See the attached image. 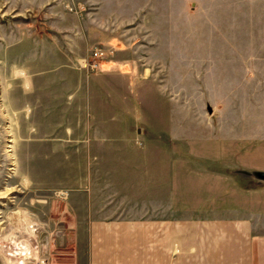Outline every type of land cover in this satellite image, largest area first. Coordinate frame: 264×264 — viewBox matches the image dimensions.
<instances>
[{
  "label": "crops",
  "instance_id": "obj_1",
  "mask_svg": "<svg viewBox=\"0 0 264 264\" xmlns=\"http://www.w3.org/2000/svg\"><path fill=\"white\" fill-rule=\"evenodd\" d=\"M152 1H9L11 9L17 6L18 12L27 14L29 8L32 12L29 18L19 16L16 25L19 56L25 58L26 71L38 80L35 115L43 121H68L55 129L52 125L56 132L39 135L104 140L122 136L131 138L130 148L139 147L142 136L178 140V144L154 145L163 154V174L146 182L145 204L132 201V209L126 210L121 199L119 207L100 209L98 220L84 225L93 241L90 260L96 264H264V118L252 139L245 129L251 119L235 114L225 144L216 145L210 156L201 159L188 156L195 152L181 131L185 112L179 109L174 120L178 133H174L169 108L158 113L154 78L146 75L154 72V65L157 72L165 71V61L152 58L172 54L165 48V36H156L152 29L171 23L170 1ZM80 4L87 10L79 12ZM234 4L232 0L229 7ZM181 5L179 12L187 8ZM9 47L4 38V57L11 56ZM93 50H98V67L87 73L83 63ZM95 119L100 125L93 131L88 123ZM187 167L194 171L188 172ZM110 198L101 195V202Z\"/></svg>",
  "mask_w": 264,
  "mask_h": 264
},
{
  "label": "rangeland",
  "instance_id": "obj_2",
  "mask_svg": "<svg viewBox=\"0 0 264 264\" xmlns=\"http://www.w3.org/2000/svg\"><path fill=\"white\" fill-rule=\"evenodd\" d=\"M9 1L0 0V264H96L84 225L98 220L100 209L120 206L121 199L126 210L132 201L145 204L146 182L163 174V154L154 145L178 140L142 136L139 147L130 148L129 137L39 135L68 121L35 115L38 80L19 56L16 25L19 16L29 18L32 12L11 9ZM169 1L171 23L152 29L165 36L172 54L152 58L164 60L165 71L157 72L154 65V72L146 73L154 78L158 113L169 108L170 129L178 133L174 120L179 109L185 112L181 131L195 152L188 156L201 159L225 144L229 121L238 113L251 119L245 129L253 139L264 118V0H235L234 7H229L232 0ZM4 38L11 56L2 55ZM14 66L26 74L13 78ZM84 68L87 73L97 69ZM25 83L31 92L24 91ZM99 125L97 119L88 123L93 131ZM105 194L111 197L108 203L101 202Z\"/></svg>",
  "mask_w": 264,
  "mask_h": 264
},
{
  "label": "clouds",
  "instance_id": "obj_3",
  "mask_svg": "<svg viewBox=\"0 0 264 264\" xmlns=\"http://www.w3.org/2000/svg\"><path fill=\"white\" fill-rule=\"evenodd\" d=\"M25 74H26V72H25V70H24L23 68H19V69H18V68H16V67L14 66V68H13V78L22 77V76H24ZM9 87H11V85H9ZM23 88H24V91H25L26 93L32 91L31 86H30L28 83L23 84Z\"/></svg>",
  "mask_w": 264,
  "mask_h": 264
},
{
  "label": "built area",
  "instance_id": "obj_4",
  "mask_svg": "<svg viewBox=\"0 0 264 264\" xmlns=\"http://www.w3.org/2000/svg\"><path fill=\"white\" fill-rule=\"evenodd\" d=\"M97 54L98 50H93L92 55L96 56ZM83 66L89 68L90 70H94L98 67V61L95 59V57H92V59L85 60Z\"/></svg>",
  "mask_w": 264,
  "mask_h": 264
}]
</instances>
